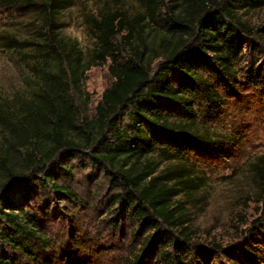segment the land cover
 I'll use <instances>...</instances> for the list:
<instances>
[{"label":"trees","instance_id":"trees-1","mask_svg":"<svg viewBox=\"0 0 264 264\" xmlns=\"http://www.w3.org/2000/svg\"><path fill=\"white\" fill-rule=\"evenodd\" d=\"M72 1L0 0V8L35 7L40 28L30 65L35 80L23 93L0 98V264H58L45 209L30 203L46 187L79 203L60 178L73 172L68 161L84 156L116 188L108 224L121 220L134 239L147 232L133 264L147 257L150 264L211 260L224 249L213 242L205 251L195 242L187 202L204 181L190 162L214 150L219 139L211 127L227 96L244 84L264 95V65L240 67V32L251 30L236 15L264 0H138L144 12L134 17L106 11L93 20L89 53L58 31ZM108 58L114 80L89 116L82 79ZM249 167L260 203L252 222L259 224L264 154ZM240 251L230 264H257L258 247Z\"/></svg>","mask_w":264,"mask_h":264},{"label":"rangeland","instance_id":"rangeland-1","mask_svg":"<svg viewBox=\"0 0 264 264\" xmlns=\"http://www.w3.org/2000/svg\"><path fill=\"white\" fill-rule=\"evenodd\" d=\"M106 11H120L131 18L144 12V7L138 0H73L58 31L75 39L89 53L95 46L93 20ZM236 15L251 30L240 32L246 53L240 67L246 69L252 62L264 65V6L240 10ZM37 20L35 7L0 8V98L23 93L27 83L35 80L30 65L32 53H37L38 45L34 44L40 29ZM8 37L12 39L9 41ZM148 38L150 34L146 35ZM118 51L121 56L126 53L121 47ZM110 62L108 58L92 66L82 79L88 99L84 109L89 116H93L102 92L114 80L108 70ZM240 89L237 95L226 97L223 115L211 127L219 139L214 150L190 162L204 181L200 192L187 202L189 223L197 235L195 242L205 251L212 249L213 242L224 249L212 254L208 261L198 255L202 264L209 261L230 264L229 259L237 261L234 256H239L240 249L248 245L259 248L255 261L264 264V222H252L260 203L249 167V161L264 154V95L251 85L244 84ZM68 164L73 172L62 174L60 182L70 186L80 202L64 201L46 187L37 189L36 199L30 203L45 209L44 218L55 244L58 264H133L134 254H141L140 240L147 232L134 239L131 226L121 220L109 225L112 222L109 209L116 188L89 158H75ZM150 261L147 257L144 264Z\"/></svg>","mask_w":264,"mask_h":264}]
</instances>
